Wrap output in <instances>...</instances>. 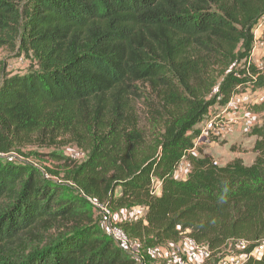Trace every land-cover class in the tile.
<instances>
[{"label": "trees", "instance_id": "obj_1", "mask_svg": "<svg viewBox=\"0 0 264 264\" xmlns=\"http://www.w3.org/2000/svg\"><path fill=\"white\" fill-rule=\"evenodd\" d=\"M263 15L264 0H0V48L30 61L0 77V264H133L92 202L142 209L116 226L145 251L184 237L213 254L243 242L242 264H264V99L251 107L250 164L194 148L211 108L264 90V56L247 65ZM132 98L159 126L152 141L127 113ZM35 135H69L86 153L73 189L4 160Z\"/></svg>", "mask_w": 264, "mask_h": 264}, {"label": "rangeland", "instance_id": "obj_2", "mask_svg": "<svg viewBox=\"0 0 264 264\" xmlns=\"http://www.w3.org/2000/svg\"><path fill=\"white\" fill-rule=\"evenodd\" d=\"M263 41L264 37H262L259 43ZM16 54V48L12 49L9 46L0 48V77L3 74H11L28 69L30 61L24 56L16 57ZM144 89L145 88L142 86L139 91L143 92ZM245 93L236 96L227 106L213 107L209 110L208 118L197 126V130L200 131V136L194 142V145H196V153L202 156H213V159L218 165H223L232 158L237 157L234 153H243L246 155L243 158L244 164L248 165L251 163L253 154L250 148L253 139L248 137L249 129L240 124L237 126L231 125L222 132L215 125H209L211 118H223L229 113L234 112L243 114V120H247L249 124H257L260 116L251 111V107L258 103L257 96L253 93H249V91H246ZM146 97L152 102L148 92H145L144 99ZM143 102L146 101L134 98L129 99L127 113L138 123L139 128L149 142L157 137L159 126L154 123V120L147 113ZM226 108H228L227 111H225ZM57 137L58 138L54 140L57 145H52L51 138L41 140L35 135L30 141H23V146L12 153L11 156L5 157L4 160L12 163L36 166L40 168L44 174L46 173V176L50 177L52 174V179L63 180L62 182H65L67 176L71 174L72 170L85 160L86 153L79 149L71 136L57 135ZM92 138V134L88 133L87 140L90 141ZM231 146L236 148V152L230 151ZM53 154L58 155L59 158H53ZM74 154H79L78 159H72ZM180 171H183V173L176 175L178 178L182 179L186 174V171L182 169H180ZM65 184L71 189L74 188V186L68 181H66ZM143 213L144 211L140 208H131L118 211L112 215L110 214V217H106L100 210H97L94 212V219L104 233H106L109 224H111L110 226H116L121 222L134 221L140 219L143 216ZM245 247L246 246L241 242H228L219 253H212L211 262L208 264H229L230 262H239L242 264L246 259V257H243L245 256L243 254ZM172 248L173 245L169 244L164 250H156L158 251V255H160L163 251H171ZM131 249H133V252L136 254H143L148 251H145L144 248L134 242L131 244ZM159 261L161 262H157L158 264H170L163 259H160ZM154 263L155 260L151 264Z\"/></svg>", "mask_w": 264, "mask_h": 264}, {"label": "built area", "instance_id": "obj_3", "mask_svg": "<svg viewBox=\"0 0 264 264\" xmlns=\"http://www.w3.org/2000/svg\"><path fill=\"white\" fill-rule=\"evenodd\" d=\"M253 51L258 48L259 41L264 37V15L258 20L257 24L255 25L253 31ZM252 63V53L249 61L247 62V65ZM253 93L257 96V101L260 102L264 99V90H257V91H251L247 90V92ZM246 94V93H245ZM227 106V105H226ZM228 108L225 109L227 111ZM244 116L241 113H229L226 117L220 118V117H214L210 119L209 125H215L217 128H219L222 132L225 131L227 128L237 125H243L247 129H250L253 124H249L247 120H243ZM194 148H196V145H194ZM194 151V149L192 150ZM79 154H74V157H72L73 160L78 159ZM215 164H217L215 162ZM185 170L186 172L189 171V163L186 160H182L181 163L178 166V170ZM153 181V180H152ZM154 192L157 193L159 190L160 185L156 184L154 182ZM92 205L100 210L104 216L110 217V212L107 208H105L102 205H99L95 202H92ZM109 224L108 230L106 229L107 236L112 240V242L124 253L127 254V256L132 260L133 264H151L155 260L154 264L159 263L160 259H163L167 261L170 264H208L211 262L212 259V252L203 244H199L193 239L189 237H184L181 242L178 244H174L171 251H163L162 254L158 255V251L156 249H150L147 252L143 254H136L133 252V249H131V240L128 238V236L124 233L122 229H120L117 226H110ZM243 243V242H241ZM245 246L246 244L243 243ZM263 252V246H258L251 254L253 257H258ZM243 257H246L243 256ZM160 258V259H159ZM229 264H241L239 262H230Z\"/></svg>", "mask_w": 264, "mask_h": 264}, {"label": "crops", "instance_id": "obj_4", "mask_svg": "<svg viewBox=\"0 0 264 264\" xmlns=\"http://www.w3.org/2000/svg\"><path fill=\"white\" fill-rule=\"evenodd\" d=\"M264 56V41L263 42H261L260 44H259V46H258V48L257 49H255V51H253L252 52V63L253 64H255L256 66H261V58ZM237 157H234V158H241L242 160H243V158L246 156L245 154H243V153H234ZM211 156V155H210ZM211 157H213V156H211ZM233 159V158H232ZM181 173H183V171H178V173L177 174H181ZM176 176V178H178L177 177V175H175ZM185 176H186V174L184 175V177L183 178H185Z\"/></svg>", "mask_w": 264, "mask_h": 264}]
</instances>
